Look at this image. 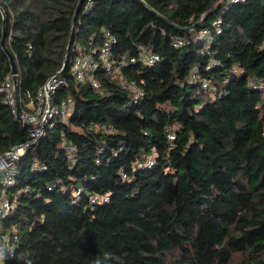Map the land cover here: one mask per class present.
Segmentation results:
<instances>
[{
    "label": "trees",
    "instance_id": "16d2710c",
    "mask_svg": "<svg viewBox=\"0 0 264 264\" xmlns=\"http://www.w3.org/2000/svg\"><path fill=\"white\" fill-rule=\"evenodd\" d=\"M211 1L0 0L21 91L35 94L66 64L54 103L73 108L18 162L14 186L0 185L11 201L0 264H264V0ZM161 16L200 23L178 30ZM107 31L118 43L94 90L72 68ZM2 38L0 12V86L11 72ZM140 49L161 62L120 70ZM122 77L144 82L143 102L131 105ZM27 138L0 93V153ZM8 243L15 256L2 262Z\"/></svg>",
    "mask_w": 264,
    "mask_h": 264
},
{
    "label": "built area",
    "instance_id": "2783aa9c",
    "mask_svg": "<svg viewBox=\"0 0 264 264\" xmlns=\"http://www.w3.org/2000/svg\"><path fill=\"white\" fill-rule=\"evenodd\" d=\"M246 0H228L229 4L235 5L245 2ZM92 2L89 1L85 11L90 10ZM213 28L216 34L222 32L221 20H217L213 23ZM213 31L211 29H204L198 35L197 39L201 40V43H206L207 39H211ZM183 38L175 40V48H181L185 44ZM118 43L117 38L107 31L105 34V40L100 49H93L89 56H78L75 59L72 75L79 83H88L94 90L99 89V84L96 80V75L100 70V67H104L107 71L112 70V63L109 61L113 47ZM161 62L159 55L148 52L146 50H139V54L135 57L122 61L119 69L133 64H141L144 67H153ZM216 62H212L211 66ZM61 69L57 74L51 76L35 94L30 91H21V79L20 73L18 74V89L14 80V75L10 72L3 83L0 86V93L3 96L4 103L10 106L15 120L19 122L24 128L28 130L27 140L19 145L12 146L9 150L0 153V185H4L5 189H9L14 186L16 179L18 178V162L27 155L33 148L38 146L45 136L46 128L53 126L55 121H68L72 116V99L62 101L60 104L54 103L55 94L62 88L67 86L68 82L63 77ZM198 79L197 71H193L190 75L189 82L196 84ZM144 82H137L135 80L122 77L120 86L124 90H128L132 93L131 105L135 106L140 104L145 99V92L142 89ZM201 90L211 95L218 93V89L211 83L210 80L204 79L201 83ZM170 140H174L172 134L169 135ZM71 151L76 152L73 147L69 148ZM76 161V160H75ZM153 165V161L148 162V167ZM80 192L77 193V200H79ZM108 198H104L106 201ZM98 198L95 197L92 203H97ZM11 209V201L5 196L0 199V224L7 218ZM17 240V237H15ZM16 246L8 243L6 249L1 255V261L13 258L15 256Z\"/></svg>",
    "mask_w": 264,
    "mask_h": 264
},
{
    "label": "water",
    "instance_id": "95a60500",
    "mask_svg": "<svg viewBox=\"0 0 264 264\" xmlns=\"http://www.w3.org/2000/svg\"><path fill=\"white\" fill-rule=\"evenodd\" d=\"M216 0H212L211 3H210V6L215 2ZM0 12L2 13L3 15V38L1 40V46H2V49L4 50V52L7 54L8 56V59H9V62H10V66H11V72L12 74L14 75V80H15V84H16V89H18V85H17V81H18V74H19V68L16 64V60H15V56L13 55V53L9 50V48L7 47L6 45V22H7V16H6V13L4 11L3 8L0 7ZM78 15V11H76L75 13V16H74V20L76 19ZM161 18L167 23L169 24L170 26L172 27H175L177 28L178 30H194L200 22L196 23L195 25H193L192 27L188 28V29H183L179 26H176L175 24H173L171 21H169L167 18L161 16ZM72 44V37L70 38L69 40V44H68V47H67V53L69 52L70 50V46ZM66 66V64L64 65V67ZM64 67L62 69H64ZM63 71V70H62Z\"/></svg>",
    "mask_w": 264,
    "mask_h": 264
},
{
    "label": "rangeland",
    "instance_id": "374dc122",
    "mask_svg": "<svg viewBox=\"0 0 264 264\" xmlns=\"http://www.w3.org/2000/svg\"><path fill=\"white\" fill-rule=\"evenodd\" d=\"M209 41H210V40H209V39H207V40H206V44H209V43H210ZM6 240L9 242V240H10V237H9V235H7V236H6Z\"/></svg>",
    "mask_w": 264,
    "mask_h": 264
}]
</instances>
